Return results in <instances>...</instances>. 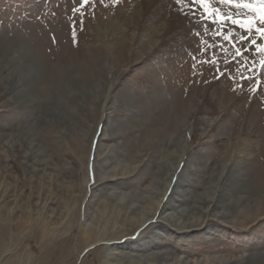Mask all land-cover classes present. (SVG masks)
<instances>
[{"label":"rangeland","instance_id":"374dc122","mask_svg":"<svg viewBox=\"0 0 264 264\" xmlns=\"http://www.w3.org/2000/svg\"><path fill=\"white\" fill-rule=\"evenodd\" d=\"M79 5L0 0V264H264V68L213 35L244 30L192 0Z\"/></svg>","mask_w":264,"mask_h":264},{"label":"snow or ice","instance_id":"6c2138e0","mask_svg":"<svg viewBox=\"0 0 264 264\" xmlns=\"http://www.w3.org/2000/svg\"><path fill=\"white\" fill-rule=\"evenodd\" d=\"M112 2L115 4L118 2V0H112ZM100 3L103 4L104 0H100ZM177 4L184 5L185 0H176ZM193 4L198 5L201 9H203L204 15L201 16V19H205V17L210 18L212 24H220L223 25L227 21H231L232 25L238 26L240 29L244 30V35H238L239 44L244 45L243 47L239 46L236 42H234V33L232 31H217L214 32L213 35L221 36L223 37V40L228 42L232 45L234 48V52L232 54V60L225 61V64L234 63L237 60H241V67L245 69V71H254L256 61L253 59L251 62H249V57L246 55V53L250 52L253 47H255V52L259 53L261 56V59L259 60V64L261 68H264V43H258L257 39L253 37V31L255 33L259 34V38L261 40H264V0H192ZM92 5L94 7L95 0H80L79 7H73L72 12L73 13H79L81 20L80 24H83V17L85 15V12L83 9L87 5ZM216 4H223L231 6L232 8H235L237 10L239 9H247L248 13H254L255 15L251 14H242L239 11L233 15L231 12L229 13H223L221 11V8L218 6H215ZM259 21V25L257 26L256 22ZM208 31V28L205 27V32ZM197 36L200 35L199 32L196 33ZM72 36L73 40L75 42L76 40V22L73 21L72 24ZM54 39V38H53ZM201 45H207V41L201 40ZM207 47H220L222 51L227 52L228 49L225 48L223 45H207ZM207 48H203L202 51H206ZM213 57H215V53H213ZM195 59V57H194ZM211 63L213 65L217 64V59L213 58L211 60ZM217 72L219 75H225V72L220 71L217 69ZM237 72L240 74L241 80H252L253 77L251 76H245L243 72L240 71L239 68H237ZM260 81L259 79H256V84L253 85L252 91L255 92L256 85H259Z\"/></svg>","mask_w":264,"mask_h":264},{"label":"bare ground","instance_id":"6f19581e","mask_svg":"<svg viewBox=\"0 0 264 264\" xmlns=\"http://www.w3.org/2000/svg\"><path fill=\"white\" fill-rule=\"evenodd\" d=\"M182 159V156L181 155H178V161H176L177 162V164L180 162V160ZM175 168H176V165L174 166V168H171V170H172V172L169 174V181H171V177H172V175H173V172L175 171ZM170 169V168H169ZM263 177V176H262ZM168 181V182H169ZM165 183L164 185H162L163 186V188L161 189V190H159L158 191V193H157V195L159 196L158 198H160L161 199V197L163 196L162 194H164L166 191H167V188L169 187V185H170V182L169 183ZM249 184V183H248ZM159 186V185H158ZM260 187V186H259ZM251 188V187H250ZM249 189V188H248ZM260 191H262V195H260L256 200H254V201H256L257 202V204H259V205H261V208H260V211H263L264 210V188L262 187L261 188V190ZM249 192V191H248ZM160 199H159V201H160ZM210 199V201H211V198H209ZM242 201H243V199L240 201V203H239V205H241V203H242ZM159 203V202H158ZM145 211H147V210H145ZM259 211V212H260ZM157 212V211H156ZM156 212H154L153 211V213H149V215L148 216H146V218L144 217V220L145 219H148V218H151V219H154L153 217L155 216V213ZM171 216H174V215H171ZM182 216V215H181ZM184 217V216H183ZM143 218V217H142ZM164 218H168V217H164ZM164 218H162V219H164ZM201 218V217H200ZM144 220H142V221H144ZM170 222V221H169ZM197 221H195V222H193V220H191L190 222L188 221L187 223H185V222H183L182 220H180V221H177L176 223H175V228L177 227V229H187L188 230V228H190L191 229V227H193V226H197V225H199L200 223L199 222H197ZM131 223V222H130ZM129 224V223H128ZM137 224V223H136ZM138 225V224H137ZM147 226V225H146ZM154 226V225H153ZM126 227V226H125ZM121 231V230H120ZM186 231V230H185ZM120 235V234H119ZM89 236V237H88ZM86 238H84V240H87L88 239V241H90L92 244L88 247V248H91V247H94L95 245H97V244H99V243H101V242H97L99 239H101V237L99 238V237H94L95 236V234H94V236L92 235V236H90V235H88ZM105 236H103V238H104ZM109 237V236H108ZM90 238V239H89ZM83 240V241H84ZM151 241H149L148 243L149 244H145L144 246H141V247H134V246H128V245H126V247L125 246H122V247H124V248H128V249H130L131 251H133V250H136V251H144L145 249H147V246H149L150 244H152V243H150ZM83 244H84V242H82ZM81 243V244H82ZM105 243H107V241L105 242ZM86 244V243H85ZM88 244V243H87ZM123 245H125V244H123ZM83 246V245H82ZM85 246V245H84ZM165 255H166V253H163V254H161L160 256L162 257V258H164L165 257ZM105 256V255H104ZM107 256V255H106ZM105 256V257H106ZM130 256V255H129ZM120 257V256H119ZM115 258V257H114ZM121 258H127V256H121ZM110 259V258H109ZM119 259V258H118ZM128 260H129V257H128ZM131 260V259H130ZM137 260H138V262H137V264H140L141 262H143V259H140V258H137ZM122 262V261H121ZM134 264V263H133Z\"/></svg>","mask_w":264,"mask_h":264}]
</instances>
